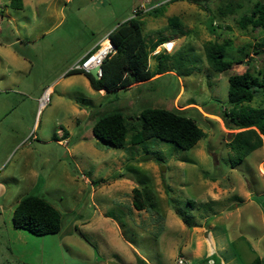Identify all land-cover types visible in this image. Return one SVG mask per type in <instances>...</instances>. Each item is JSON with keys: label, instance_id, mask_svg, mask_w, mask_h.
I'll return each mask as SVG.
<instances>
[{"label": "rangeland", "instance_id": "374dc122", "mask_svg": "<svg viewBox=\"0 0 264 264\" xmlns=\"http://www.w3.org/2000/svg\"><path fill=\"white\" fill-rule=\"evenodd\" d=\"M254 1L0 0V102L11 98V124L0 128L27 133L5 167L14 178L0 196V264H264V143L238 160L226 144L238 130L217 116L229 107V75L248 66L264 74V31L238 25ZM141 5L146 10L136 18L147 45L155 37L173 43L160 51L171 70L103 95L83 74L65 75ZM172 16L176 26L167 21ZM207 42H228L226 58L241 62L216 72L205 58ZM178 62L188 75L173 69ZM247 105L264 106V93ZM143 107L183 109L204 135L187 150L157 137L114 147L94 136L90 111L120 109L132 125ZM134 187L144 192L140 210ZM25 195L59 210L58 232L13 226Z\"/></svg>", "mask_w": 264, "mask_h": 264}, {"label": "trees", "instance_id": "16d2710c", "mask_svg": "<svg viewBox=\"0 0 264 264\" xmlns=\"http://www.w3.org/2000/svg\"><path fill=\"white\" fill-rule=\"evenodd\" d=\"M154 9L155 6L149 8L146 13ZM232 9L233 7L226 6L223 12L230 13ZM138 14L140 12L118 23L108 33L114 51L103 60L101 76L98 79H94L82 70H69L68 73L85 75L93 89L116 92L118 89H126L133 83L149 81L156 74L171 70L165 64L170 57L163 52L156 55L157 63L152 70L149 69L150 52L164 40L159 38L148 46L141 31V23L136 18ZM167 21L172 26L178 24L176 16L169 17ZM238 25L241 28L248 25L252 28L260 27L264 31V3L259 0L254 1L249 12L240 16ZM228 44V42L206 43V61L218 73L229 69L233 63L241 62L239 59L226 58ZM261 51L264 53V49ZM181 66H183L182 63H175L173 69L178 70V75H188L189 69L185 68L181 71L178 69ZM227 80L229 107L224 108L217 116L221 118L225 128L238 130L230 134L226 144L237 154L238 160H241L264 143V106L249 107L247 105L255 95L264 93V74L259 77L253 74L248 66L242 73L229 75ZM89 115L93 121L94 136L114 147L157 137L187 150L204 135L195 121L183 114V109L143 107L136 116L137 122L132 125L126 123L123 111L120 109L92 110ZM131 129L134 131L128 135ZM143 193L138 188L132 189V204L138 210L143 208L139 199ZM11 221L15 228L26 229L34 235L56 233L60 229V212L42 196L25 195L14 207ZM259 261L256 258L251 264H259Z\"/></svg>", "mask_w": 264, "mask_h": 264}, {"label": "crops", "instance_id": "0c3cea01", "mask_svg": "<svg viewBox=\"0 0 264 264\" xmlns=\"http://www.w3.org/2000/svg\"><path fill=\"white\" fill-rule=\"evenodd\" d=\"M111 30L112 29H109L108 31L105 32L104 35L98 37L95 41H93L91 43L89 49L84 54H82L81 56H79L78 59L73 64H75L85 54H87V53L91 52L92 50H94L98 46V44H99L100 40L102 39V37L105 36L106 34H108ZM159 38H162V37H155L152 40V43L155 42L156 40H158ZM164 41H166V40H164ZM146 43H147V41H146ZM161 50H162V48H160L159 45H157L152 50V52L149 54V58H150L151 55H154L153 58L155 59V63H154L153 68L155 67V65L157 63V56L156 55ZM153 51H154V53H153ZM149 58H148V67H149L150 70H152L153 68H150ZM167 62H169V61H167ZM72 65H70L67 68L65 75L69 74L68 71H69V69L71 68ZM156 75H159V74H156ZM158 77H160V76H158ZM85 78H86V84L88 83L89 86H90V83L88 81V78L86 76H85ZM153 79H156V78L154 77ZM144 82H149V81H142V82L133 83L128 88H126V89H118L117 91H119V90H127V89H130L131 87L139 86V84H141V83L144 84ZM46 88H49L51 90L52 89V86L51 85H48ZM93 90L97 91L98 94H100V95H103L104 93L105 94L115 93V92H107L104 89H98V90L93 89ZM0 93H2V92H0ZM3 95H5V97H6V94H3ZM10 104H11V98H3V99H1V102H0V124L1 125H3V124L4 125L11 124V121L10 120H6L7 119L6 117L9 114V109L8 108L10 107ZM26 136H27V133L26 132L25 133H22V131L19 130V129L17 130L16 133H13V130L12 129L9 130V129H6V128H0V196H2V197L7 196L6 187H5L6 182L7 181H10L11 179L14 178L13 169H7V168H5L6 165L8 164L7 158L9 156L10 152L13 150V148H15L16 146H18V144L22 143V141L25 139ZM260 168L263 171L262 166ZM14 171H15V169H14ZM31 173H32L33 177H35L36 172L33 170Z\"/></svg>", "mask_w": 264, "mask_h": 264}, {"label": "built area", "instance_id": "2783aa9c", "mask_svg": "<svg viewBox=\"0 0 264 264\" xmlns=\"http://www.w3.org/2000/svg\"><path fill=\"white\" fill-rule=\"evenodd\" d=\"M144 6L137 7L132 11V17H134L138 12L145 11ZM171 41H165L159 44V47L163 50L169 51L173 43ZM114 51V47L106 34L99 42L98 46L91 52L85 54L81 59H79L75 64L71 66L69 70H82L83 72L89 73V70L92 68H97V79L101 76V64L103 60ZM154 53V51H153ZM50 89L45 88L42 92V95L39 99L40 106L45 105L49 100ZM178 264H183V261L179 259Z\"/></svg>", "mask_w": 264, "mask_h": 264}, {"label": "water", "instance_id": "95a60500", "mask_svg": "<svg viewBox=\"0 0 264 264\" xmlns=\"http://www.w3.org/2000/svg\"><path fill=\"white\" fill-rule=\"evenodd\" d=\"M89 74L94 78V79H97V68H92L89 70ZM149 158V156H141L140 159H147Z\"/></svg>", "mask_w": 264, "mask_h": 264}, {"label": "bare ground", "instance_id": "6f19581e", "mask_svg": "<svg viewBox=\"0 0 264 264\" xmlns=\"http://www.w3.org/2000/svg\"><path fill=\"white\" fill-rule=\"evenodd\" d=\"M171 42H172V41H171ZM171 42H170V43H171Z\"/></svg>", "mask_w": 264, "mask_h": 264}]
</instances>
